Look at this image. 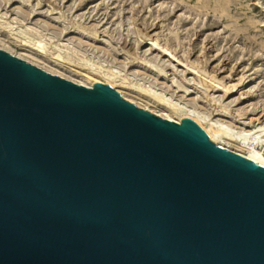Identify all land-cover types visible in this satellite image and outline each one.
I'll return each mask as SVG.
<instances>
[{"label": "water", "instance_id": "water-1", "mask_svg": "<svg viewBox=\"0 0 264 264\" xmlns=\"http://www.w3.org/2000/svg\"><path fill=\"white\" fill-rule=\"evenodd\" d=\"M0 264H264V167L0 49Z\"/></svg>", "mask_w": 264, "mask_h": 264}, {"label": "rangeland", "instance_id": "rangeland-1", "mask_svg": "<svg viewBox=\"0 0 264 264\" xmlns=\"http://www.w3.org/2000/svg\"><path fill=\"white\" fill-rule=\"evenodd\" d=\"M10 25L29 27L45 38L44 54L33 42L21 45L11 39ZM144 36L157 39L174 57L141 43ZM59 46L64 59L56 60ZM0 48L50 73L88 83L85 66L68 55L76 51L119 70L125 81L194 103L212 121L240 126L250 118L264 119V0H0ZM184 63L205 69L229 85V92L223 94L220 85L206 89ZM153 67L166 72L156 77L149 70ZM121 90L138 107L161 112ZM230 110L236 111L231 118Z\"/></svg>", "mask_w": 264, "mask_h": 264}, {"label": "bare ground", "instance_id": "bare-ground-1", "mask_svg": "<svg viewBox=\"0 0 264 264\" xmlns=\"http://www.w3.org/2000/svg\"><path fill=\"white\" fill-rule=\"evenodd\" d=\"M10 26H12L11 27L12 31L11 32L9 31L11 39H14V41H16L17 43H19L21 45H26L27 41L33 42L34 47L36 48L35 49L36 51H38L40 53L43 51V47L46 43L45 42L46 39L43 38L41 35H39L36 31H32V29H30L29 27L22 28L18 25H10ZM147 36H144V38L141 39L142 41H140V42L141 43L146 42V44H148L150 46V48L157 47L154 50L158 49V51L160 53H164V54L167 53V55L169 54V55H171V57H174L172 52L169 51L168 48L161 46L157 39H154L151 36L150 37H147ZM19 38H21V39H19ZM137 41H139V39ZM55 49L57 50L54 53L55 59L56 60L64 59V58H62V54H61L62 48H60V46H59V47H56ZM99 51H101L103 54L105 53L104 50L100 49ZM65 53H66V51H65ZM78 53L79 52H76V51H73V52L69 51L68 55H70V56L74 55V57L77 56V59H79L82 62V65L85 66L83 71L86 73L85 76H87V79H89L88 81H90V82L86 83L84 81V83H82V82H75V83L80 84V85H84L86 87L92 86V84L95 82L106 83L110 87H112V86L115 87L118 91L115 88H113V87L112 88L115 89L121 95L122 98L125 96H124L121 88L125 89L128 91V93L130 92L136 96L144 98L149 103H152L155 106L159 107L161 109V112H156V111L150 110L149 108H147L145 106H139L140 108L146 109L147 111H149V112H151V113H153L159 117H162V118H165V119L177 122V123H179V121L182 117L188 116V117L192 118L197 123V125L202 129V131L205 133V135L208 137V139L213 141L216 145L223 147L225 149H228L230 151H233V152H235V153H237V154H239V155H241L247 159L254 161L258 165L264 167V137L262 136V138H261V133L264 132V119L260 121L259 120L260 118H256L254 120L250 118V119H248L247 123L246 122H244V124L240 123V126H236L235 125L236 123L232 125L230 122L225 123V122H220V121H216V120L212 121L204 113L200 112L198 107L195 106L194 103H193V105H188L191 103L190 101L187 102L188 104L182 103L180 101H174V100H171L170 98H167V96L165 94H162V92L156 91V89L153 90L151 88L146 87L145 85L140 86V85L134 84L130 81H125L126 79L123 76L124 74L122 75L119 70H114L112 68H106L102 65H98L93 60L88 59L84 55H81V54L79 55ZM41 54H44V53H41ZM71 57H73V56H71ZM184 65L187 68V70L188 69L191 70V72H192L191 74L197 73L199 75V78H198L199 81L197 83L204 85V87H206V89L216 88V85L217 86L220 85L222 87V88L221 87L220 88L224 89V91L222 90L224 92L223 94L226 95L229 92V90H230L229 85H226V84L224 85L223 83H221V81H218L216 79V77L207 75V73H205V71H204L205 69L203 70L201 68H198V67L194 66V64H192V63L191 64H185L184 63ZM140 68L145 70V65H141ZM153 68L154 69H149V70H150V73H152L156 77H159V76H161L162 73L166 72L161 67L160 68L153 67ZM48 73H50V72H48ZM164 76L167 77L166 75H164ZM194 78H197V77H194ZM218 89H219V87H218ZM249 92H250V90L249 91L247 90L246 92L241 91V93H239V98H241L245 94H249ZM132 97H133V95H132ZM127 99L129 100V102L130 101H131V103L133 102L132 99L126 98V100ZM262 108H263V112H264V107H262ZM227 114L231 118L234 116L233 114H236V111L230 110V111H227ZM263 115H264V113H263ZM244 121H245V119H244ZM255 121H257L256 125H255ZM243 125H246V126L243 127ZM259 125H260V127L258 129H256L255 127L259 126Z\"/></svg>", "mask_w": 264, "mask_h": 264}]
</instances>
